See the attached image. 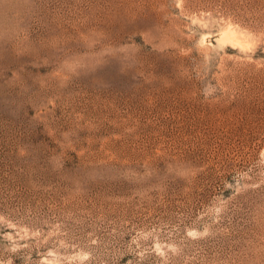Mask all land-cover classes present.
I'll return each mask as SVG.
<instances>
[{
    "label": "rangeland",
    "instance_id": "rangeland-1",
    "mask_svg": "<svg viewBox=\"0 0 264 264\" xmlns=\"http://www.w3.org/2000/svg\"><path fill=\"white\" fill-rule=\"evenodd\" d=\"M0 264H264V0H0Z\"/></svg>",
    "mask_w": 264,
    "mask_h": 264
},
{
    "label": "bare ground",
    "instance_id": "bare-ground-1",
    "mask_svg": "<svg viewBox=\"0 0 264 264\" xmlns=\"http://www.w3.org/2000/svg\"><path fill=\"white\" fill-rule=\"evenodd\" d=\"M235 29V28H234ZM236 32V31H235ZM233 30H231V29H227L226 31H224L223 33H222V39H229V40H232V41H235L237 44H241V45H244V43L246 42L245 41V39H243L244 38V36H242L243 38H241L240 36H239V34L236 32L235 33ZM236 34H238V35H236Z\"/></svg>",
    "mask_w": 264,
    "mask_h": 264
}]
</instances>
